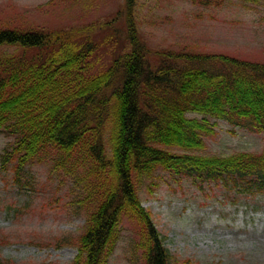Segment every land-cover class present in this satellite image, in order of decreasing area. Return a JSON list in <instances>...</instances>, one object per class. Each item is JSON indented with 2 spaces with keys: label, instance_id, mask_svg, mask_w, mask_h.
<instances>
[{
  "label": "trees",
  "instance_id": "obj_1",
  "mask_svg": "<svg viewBox=\"0 0 264 264\" xmlns=\"http://www.w3.org/2000/svg\"><path fill=\"white\" fill-rule=\"evenodd\" d=\"M228 1L190 0L210 9ZM137 4L122 0L98 23L0 29V133L12 137L0 169L22 185L27 165L45 162L67 185L65 206L85 219L75 238H55L76 246L68 264H107L124 215L139 225L131 264L176 263L138 193L160 171L264 195V144L257 152H203L218 119L231 132L264 136V61L152 49L139 33ZM0 264L17 263L0 257Z\"/></svg>",
  "mask_w": 264,
  "mask_h": 264
},
{
  "label": "rangeland",
  "instance_id": "obj_2",
  "mask_svg": "<svg viewBox=\"0 0 264 264\" xmlns=\"http://www.w3.org/2000/svg\"><path fill=\"white\" fill-rule=\"evenodd\" d=\"M121 2L0 0V29L98 23L110 18ZM134 14L140 35L152 49L185 47L264 61V0L254 8L231 0L211 9L194 6L190 0H138ZM113 24L121 30L120 20ZM217 122L216 132L206 137L204 153L262 149L261 132L238 126L231 132L228 122ZM11 139L0 133V152ZM25 173L19 185L11 169H0V257L17 264H68L77 248L71 243L57 245L55 238H75L84 216L65 206L70 197L67 185L58 183L48 163L33 162ZM138 193L164 237L173 264H264V195L177 179L163 171L155 174L152 183L143 181ZM138 226L134 219L122 217L120 239L107 264L134 261L131 251Z\"/></svg>",
  "mask_w": 264,
  "mask_h": 264
}]
</instances>
